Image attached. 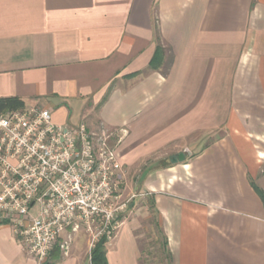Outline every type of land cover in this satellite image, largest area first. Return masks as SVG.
I'll return each mask as SVG.
<instances>
[{
	"label": "crops",
	"instance_id": "1",
	"mask_svg": "<svg viewBox=\"0 0 264 264\" xmlns=\"http://www.w3.org/2000/svg\"><path fill=\"white\" fill-rule=\"evenodd\" d=\"M0 98L124 130L125 192L151 196L174 264H264V0H0ZM137 226L108 264H140ZM0 264H37L3 216Z\"/></svg>",
	"mask_w": 264,
	"mask_h": 264
},
{
	"label": "built area",
	"instance_id": "2",
	"mask_svg": "<svg viewBox=\"0 0 264 264\" xmlns=\"http://www.w3.org/2000/svg\"><path fill=\"white\" fill-rule=\"evenodd\" d=\"M121 132L113 143L104 124H58L45 107L0 114V216L37 264L47 263L69 228L97 229L90 250L114 237L127 206Z\"/></svg>",
	"mask_w": 264,
	"mask_h": 264
},
{
	"label": "rangeland",
	"instance_id": "3",
	"mask_svg": "<svg viewBox=\"0 0 264 264\" xmlns=\"http://www.w3.org/2000/svg\"><path fill=\"white\" fill-rule=\"evenodd\" d=\"M131 178V176L129 175ZM138 190L125 192L124 200L127 202L125 211L120 220L137 219L138 226L135 230L140 248V264H170L162 247V235L156 224V216L151 202V196L140 195ZM96 228L80 225L77 231L69 228L65 237H61L58 245L60 256L66 252L90 250L91 243L96 239ZM67 244H66V243ZM61 243L68 245L62 248Z\"/></svg>",
	"mask_w": 264,
	"mask_h": 264
},
{
	"label": "trees",
	"instance_id": "4",
	"mask_svg": "<svg viewBox=\"0 0 264 264\" xmlns=\"http://www.w3.org/2000/svg\"><path fill=\"white\" fill-rule=\"evenodd\" d=\"M162 58H163V48L161 46H157L155 55L151 61V66L153 68L159 67V65L162 63ZM21 107H23V102L17 98H0V114H2L5 111L19 109ZM261 196L263 197V201H264V195L261 194ZM153 208H154V206H153ZM154 212H155V210H154ZM155 216H156L157 227H158V229L162 235L163 250H164L170 264H174V257L170 251V248H169L168 238H167V236L163 230V227L159 221L158 216L156 215V212H155ZM107 241L108 240L106 237H102L99 239L98 242H96L95 246L92 248L91 253H90L91 264H108L107 250H106ZM58 246H56L54 248V250L52 251L50 258L47 261V263L50 262V259L51 260L61 259L60 249Z\"/></svg>",
	"mask_w": 264,
	"mask_h": 264
}]
</instances>
